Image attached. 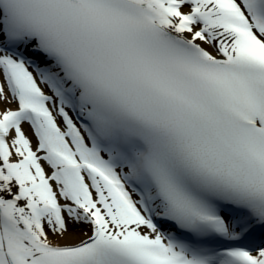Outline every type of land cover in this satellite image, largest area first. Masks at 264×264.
<instances>
[{
  "label": "snow or ice",
  "instance_id": "6c2138e0",
  "mask_svg": "<svg viewBox=\"0 0 264 264\" xmlns=\"http://www.w3.org/2000/svg\"><path fill=\"white\" fill-rule=\"evenodd\" d=\"M0 264H264V0H0Z\"/></svg>",
  "mask_w": 264,
  "mask_h": 264
}]
</instances>
